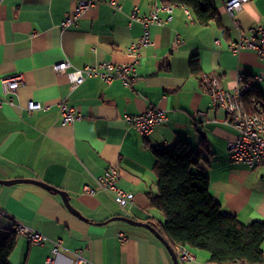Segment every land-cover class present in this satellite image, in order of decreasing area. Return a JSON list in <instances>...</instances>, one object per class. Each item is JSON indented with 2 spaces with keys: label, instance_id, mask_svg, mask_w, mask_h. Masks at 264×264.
<instances>
[{
  "label": "crops",
  "instance_id": "obj_1",
  "mask_svg": "<svg viewBox=\"0 0 264 264\" xmlns=\"http://www.w3.org/2000/svg\"><path fill=\"white\" fill-rule=\"evenodd\" d=\"M115 1L120 9L98 2L75 25L61 29L76 0H0V100L2 78H23L16 106H0V180L32 179L64 191L86 219L69 212L52 191L30 183H0V239L12 233L16 223L47 238L36 245L17 235L8 264H45L56 241L60 247L52 264H70L74 253L94 264H173L149 230L114 218L163 222L150 207L157 183L151 149L171 148L178 141L199 155L197 171L208 177L209 192L223 212L244 224L264 221V169H249L230 159L226 145L237 134L223 123L225 111L213 107L199 75L189 67L190 58L198 56L200 73L214 75L229 91L237 86L239 70L264 76V59L255 52L227 50L237 34L224 9L228 0H214L219 24L206 26L199 25L186 6L160 10L161 24L149 27L152 44L141 51L132 87L120 80L107 85L98 78L71 84L65 73L54 72V65L67 61L70 69H81L128 61V48L142 33L140 23H130L133 9L146 16L154 4L166 6L160 0ZM235 19L241 29H264V0H247ZM176 37L183 42L176 43ZM255 91L264 95V82ZM28 101L47 109L28 113ZM61 101L74 107L80 120L62 124ZM151 106L163 109L167 119L141 137L122 117ZM111 166L119 169L118 186L133 194L126 208L116 205L96 182ZM119 235L126 239L121 241ZM194 255L196 261L207 262V254Z\"/></svg>",
  "mask_w": 264,
  "mask_h": 264
},
{
  "label": "built area",
  "instance_id": "obj_2",
  "mask_svg": "<svg viewBox=\"0 0 264 264\" xmlns=\"http://www.w3.org/2000/svg\"><path fill=\"white\" fill-rule=\"evenodd\" d=\"M98 2H106L113 9H120L115 0H76L73 12L66 16L60 24L61 29L69 28L75 25L79 18L88 9L95 7ZM247 0H228L224 4L225 12L232 19V24L237 34L234 40L228 43L227 50L232 54H238L241 51H253L259 57L264 59V29L261 27H252L241 29L237 19L238 13ZM185 8L184 5H179ZM172 5L158 7L153 5L151 11L146 16H139L137 9H133L129 15L130 23L138 22L141 25L142 33L139 39L130 44L128 48L129 60L123 63L101 62L96 66H84L81 69H70L67 61L53 66L54 72L65 73L69 82L74 85L82 84L87 78H98L105 84H110L114 80H120L126 87H132L138 77L137 66L140 61V55L143 48L152 44L149 27L160 25L158 17L160 10L172 11ZM176 43H182L179 38H175ZM237 86L232 90L223 89L217 77L206 72L199 74V85L210 97L214 108H221L225 111L226 117L223 123L231 127L236 132V138L226 145L230 159L235 163H240L254 169L261 167L264 169V95L250 96L249 108L245 105L244 97L257 89V84L264 82V76L246 75L243 71H237ZM23 84L22 75H10L1 79L2 96L0 106L6 104L14 107V97L17 89ZM62 124H72L80 120L79 114L74 107L68 106L64 101L59 104ZM28 113L34 111L46 110L47 107L39 103L28 101L25 105ZM199 116L205 117L204 113ZM165 111L158 106H151L142 113L134 115H124L123 122L135 129L141 137H147L154 129L166 121ZM120 179L119 169L111 166L104 173L96 178L99 187L109 193L115 202L121 208H126L133 202V194L126 192L118 186ZM84 192L93 193L90 187H84ZM16 235L24 236L32 244H42L47 238L21 224L16 223L13 228ZM121 241L125 236L119 235ZM60 241H56L50 251V256L45 260V264H52L53 256L58 252ZM177 259L179 264H210L208 262L196 261L195 255L187 248L177 250ZM70 264H94L84 259L80 254L74 253ZM232 264H245L236 262Z\"/></svg>",
  "mask_w": 264,
  "mask_h": 264
},
{
  "label": "trees",
  "instance_id": "obj_3",
  "mask_svg": "<svg viewBox=\"0 0 264 264\" xmlns=\"http://www.w3.org/2000/svg\"><path fill=\"white\" fill-rule=\"evenodd\" d=\"M164 5H184L190 9L195 21L202 26L219 24L214 0H160ZM193 75L200 74L199 58L189 61ZM244 97L249 108L250 96ZM157 175L156 194L150 196V207L163 217L162 223H153L154 229L167 240L177 254L187 248L208 255L210 264H264V221L244 224L220 208L209 192V179L197 171L200 157L190 146L176 142L171 148H152ZM16 234L0 239V264H8L15 247Z\"/></svg>",
  "mask_w": 264,
  "mask_h": 264
},
{
  "label": "water",
  "instance_id": "obj_4",
  "mask_svg": "<svg viewBox=\"0 0 264 264\" xmlns=\"http://www.w3.org/2000/svg\"><path fill=\"white\" fill-rule=\"evenodd\" d=\"M0 183L6 184V185H10L13 183H30V184L40 186L46 190L52 191L61 197L65 207L68 209L69 212H71L73 215H75L76 217H78L82 220H86L76 209H74L71 206V204L69 203V198L67 196V193H65L64 191H61L57 188H54L52 186H49V185L43 183V182L32 180V179H19V180H10V181L0 180ZM114 220L124 221L130 225L141 226V227H144L147 230H149L162 243V245L166 248V250L168 251V253L172 259L173 264H179L178 259H177V255L174 252L173 248L170 246V244L161 235L158 234V232L154 229V227L152 225H150L149 223H142V222L134 221L133 219L123 217V216H117L114 218Z\"/></svg>",
  "mask_w": 264,
  "mask_h": 264
}]
</instances>
